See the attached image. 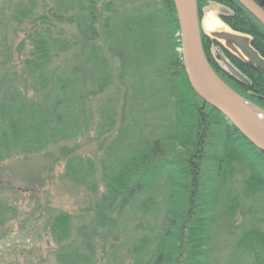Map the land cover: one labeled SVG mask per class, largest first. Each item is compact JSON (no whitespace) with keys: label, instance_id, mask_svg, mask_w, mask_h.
<instances>
[{"label":"trees","instance_id":"obj_1","mask_svg":"<svg viewBox=\"0 0 264 264\" xmlns=\"http://www.w3.org/2000/svg\"><path fill=\"white\" fill-rule=\"evenodd\" d=\"M38 2L0 0V165L113 134L96 162L64 155V177L93 203L45 211L54 264H97L99 252L104 264H211L220 250L264 264V154L192 91L173 0ZM209 3L264 59V27L236 0H196L199 25ZM14 26L28 41L15 66ZM200 35L215 74L264 110V71Z\"/></svg>","mask_w":264,"mask_h":264},{"label":"rangeland","instance_id":"obj_2","mask_svg":"<svg viewBox=\"0 0 264 264\" xmlns=\"http://www.w3.org/2000/svg\"><path fill=\"white\" fill-rule=\"evenodd\" d=\"M38 5H42L41 0ZM226 12L219 5L207 4L202 10L200 29L209 38L217 39L221 47L232 45L238 50L225 39L226 35H234L220 20V15ZM26 30L14 26L13 32L9 33L14 66L27 56ZM68 31L74 33L73 28ZM212 53L217 55L221 51L213 47ZM112 136L97 139L91 132L75 143L38 155L15 157L0 165V204L5 208L3 223H0V264H54L57 247L44 226L45 211L87 215L91 213L93 203V197L85 188L73 187L64 177V155L73 152L96 162L103 155V150L98 149L100 142L105 147ZM10 207L14 208L13 216L9 213ZM101 249L100 245L99 251ZM124 262L130 263L127 259ZM104 263L105 255L99 252L97 264ZM211 264H230L228 253L220 250Z\"/></svg>","mask_w":264,"mask_h":264},{"label":"water","instance_id":"obj_3","mask_svg":"<svg viewBox=\"0 0 264 264\" xmlns=\"http://www.w3.org/2000/svg\"><path fill=\"white\" fill-rule=\"evenodd\" d=\"M236 1L264 27V0H258V3L252 0ZM173 3L179 24L183 67L192 91L202 101L203 106L207 105L217 111L253 147L264 154V124L234 99L251 105L261 113L264 110L236 94L220 80L209 65L201 44L196 0H173ZM225 39L238 49L235 50L232 45L227 46L230 50L245 58L255 69L264 71V59L253 50L246 37L234 34L226 35ZM222 61L233 77L247 82L227 62L223 59Z\"/></svg>","mask_w":264,"mask_h":264},{"label":"bare ground","instance_id":"obj_4","mask_svg":"<svg viewBox=\"0 0 264 264\" xmlns=\"http://www.w3.org/2000/svg\"><path fill=\"white\" fill-rule=\"evenodd\" d=\"M234 99V98H233ZM238 104H241L249 113H251L257 120H259L261 123L264 124V113H261L260 111H258L257 109H255L254 107H252L251 105L234 99ZM240 102V103H239Z\"/></svg>","mask_w":264,"mask_h":264},{"label":"flooded vegetation","instance_id":"obj_5","mask_svg":"<svg viewBox=\"0 0 264 264\" xmlns=\"http://www.w3.org/2000/svg\"><path fill=\"white\" fill-rule=\"evenodd\" d=\"M253 1V0H252ZM258 1V0H257ZM255 2V1H254ZM256 3V2H255Z\"/></svg>","mask_w":264,"mask_h":264}]
</instances>
